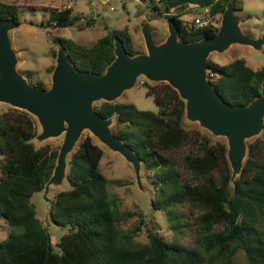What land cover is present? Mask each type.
<instances>
[{
	"label": "trees",
	"instance_id": "trees-1",
	"mask_svg": "<svg viewBox=\"0 0 264 264\" xmlns=\"http://www.w3.org/2000/svg\"><path fill=\"white\" fill-rule=\"evenodd\" d=\"M140 1L159 18L173 19L185 42L213 38L219 31L214 27L188 29L181 18L192 8L209 9L210 16L223 15L232 2L236 11L242 10L240 0ZM72 12V8L51 10V28L75 26L80 17ZM19 17V6L0 2V19L20 22ZM92 21L86 25H94ZM116 38L130 56L139 54L127 29L108 30L90 47L60 36L53 41L66 49L78 71L100 75L115 60ZM209 65V80L231 106H247L261 96L264 67L254 70L244 59ZM143 85L158 112L107 102L96 110L105 119L115 118L114 134L138 154L145 170L155 174L159 192L152 202L154 210L167 212L174 221L178 206L185 204L199 212L200 250L169 242L151 228L149 242H138L144 220L124 232L117 200L111 197L109 179L100 168L104 150L88 135L68 159L70 188L58 193L50 206L51 221L69 231L56 252L32 198L42 193L53 176L59 149L37 147V120L25 111L11 109L0 114V218L13 232L0 241V264H233L239 252L248 264H264V241L257 229L264 219V131L248 142L242 174L233 181L226 141L187 128L186 103L169 84ZM37 86L48 89L41 82Z\"/></svg>",
	"mask_w": 264,
	"mask_h": 264
},
{
	"label": "water",
	"instance_id": "water-1",
	"mask_svg": "<svg viewBox=\"0 0 264 264\" xmlns=\"http://www.w3.org/2000/svg\"><path fill=\"white\" fill-rule=\"evenodd\" d=\"M236 13L235 6L229 2L217 35L194 42L180 39V30L173 19L167 20L169 36L160 44L156 43L150 27L144 25L142 35L147 52L130 56L116 38L115 60L100 75L78 71L66 49L60 47L48 89L31 84L18 72L10 33L20 27V22L0 19V103L32 115L42 128L37 137L41 142L65 134L54 174L45 186V196L51 186H61L67 181L68 159L85 131L132 164L141 186L140 157L114 134V118H103L95 106L97 102L115 103L137 85L140 77L169 84L186 103V119L226 139L235 181L242 174L248 156V141L264 131V82L259 98L247 106H231L208 76L209 58L213 53H225L233 45L256 50L264 45V37L253 39L242 31Z\"/></svg>",
	"mask_w": 264,
	"mask_h": 264
},
{
	"label": "rangeland",
	"instance_id": "rangeland-1",
	"mask_svg": "<svg viewBox=\"0 0 264 264\" xmlns=\"http://www.w3.org/2000/svg\"><path fill=\"white\" fill-rule=\"evenodd\" d=\"M0 2L20 7V27L11 31L10 39L18 58V72L27 80L30 79L36 86L39 82L44 83L48 88L52 85V75L60 48L53 41L55 36L66 37L82 46L90 47L104 37L108 30L127 29L132 35L135 48L139 54L147 52L142 35L144 25L150 27L156 43L157 41L164 42L169 36L168 19L159 18L140 0H0ZM240 4L242 10L237 11L236 15L241 21L242 31L253 39H258L259 36L263 37L264 0H240ZM65 8H72V16H78L80 20L73 27L52 29L50 11L54 9L64 10ZM206 12L208 14L209 9L192 8L182 17L184 20H194L203 17ZM93 19L94 25H86V22ZM214 21L220 28L222 15H216ZM41 25H45L47 28H41ZM237 59H244L248 66L254 70L261 69L264 67V45L260 50L245 45H233L225 53H213L209 62L223 66ZM144 83L157 84L140 77L137 85L126 91L115 103L134 104L139 110L158 112L153 97L146 95L147 89L143 85ZM101 103L103 102H97L95 106H99ZM11 109L14 108L8 104L0 103V114ZM115 123L114 118L112 130L115 128ZM186 127L201 129L213 139L226 141L225 138L217 137L204 130L197 122L186 119ZM41 132L42 128L39 126L38 136ZM88 135L94 139L96 145L104 150L100 168L109 179L108 189L111 197L117 200V215L122 219L120 227L124 232H129L144 220L146 225L142 226L143 228L137 237L138 242H149L148 229L151 228L159 232L169 242H180L190 248L200 250L197 243L199 232L197 216L199 212L192 210L185 204L178 206L174 211L177 217L174 221L170 219L167 212L154 210L152 202L156 193L159 192L157 186L154 185L155 174L145 170L142 164L140 186L132 164L121 154L107 148L89 131L82 134L80 141ZM37 137L34 141L37 147L50 145L60 150L65 134L43 142L39 141ZM1 159L2 156H0V161ZM69 188L68 182L64 181L61 186H51L47 196H45L44 189L42 193H36L32 198L37 216L51 235L53 248L56 252H60L59 244L69 231L51 221L50 206L58 193ZM130 213L135 214V216L126 217L125 214ZM257 229L264 241L263 218L260 219ZM12 232L13 229L0 218V241L7 239ZM205 264L210 263L206 262ZM233 264H248L245 254L239 252L234 258Z\"/></svg>",
	"mask_w": 264,
	"mask_h": 264
},
{
	"label": "built area",
	"instance_id": "built-area-1",
	"mask_svg": "<svg viewBox=\"0 0 264 264\" xmlns=\"http://www.w3.org/2000/svg\"><path fill=\"white\" fill-rule=\"evenodd\" d=\"M214 18L215 16H210L206 12L203 17L195 18L194 20H184L183 17L181 19L185 22L188 29L196 30L207 27L219 28V25L214 21Z\"/></svg>",
	"mask_w": 264,
	"mask_h": 264
}]
</instances>
